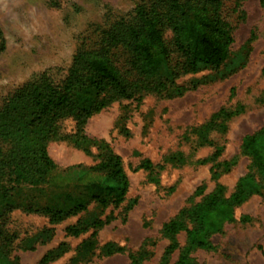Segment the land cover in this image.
Returning a JSON list of instances; mask_svg holds the SVG:
<instances>
[{
	"label": "rangeland",
	"instance_id": "rangeland-1",
	"mask_svg": "<svg viewBox=\"0 0 264 264\" xmlns=\"http://www.w3.org/2000/svg\"><path fill=\"white\" fill-rule=\"evenodd\" d=\"M151 0H0V108L5 100L33 79L51 74L56 81L63 80L74 57L88 48L99 35L115 22L133 16L137 8ZM237 0H226L234 7ZM244 21L233 14L231 22L236 30L230 58L242 52L251 31L258 35L251 45L247 65L225 80L211 79L205 71L181 78L179 86L194 80L201 81L195 91L174 99L147 96L142 101L112 103L101 113L89 119L85 135L104 141L123 160L129 177L127 200L120 206L103 210L94 200L104 178L90 173L99 160L77 149L70 141H55L48 145L50 157L57 168L46 184L32 187L16 186L7 179L0 181V193L12 188L11 198L4 201L0 195V261L9 264H37L48 252L65 245V254L51 264H130L129 253L142 249L144 264H159L169 245L161 239L162 226L184 207L200 202L216 187L211 181L213 163L200 166L169 165L160 175V186L149 182L148 173L136 172L143 159L158 164L172 152L191 150L192 143L183 139L188 127L207 122L220 109L235 110L243 106V114L233 118L224 134L214 133L215 145L224 147L217 163L231 161L239 156L242 139L264 126V0H246ZM64 134L74 130V122L62 123ZM93 154H98L96 147ZM215 147H204L194 155V161L211 157ZM250 165L247 157H239L236 167L224 174L219 183L231 194L238 180ZM223 169H220V172ZM205 187L203 196H195L199 187ZM85 205L86 209L61 223H51L47 209L69 211ZM12 208L6 212L5 207ZM132 206L129 211L128 208ZM30 210V211H29ZM33 211V212H31ZM244 216L250 222L243 223ZM111 218L99 231V248L113 243L126 250L111 257L77 258L78 249L93 231L75 238L67 229L79 222ZM182 246L186 234L179 236ZM147 245L143 248V244ZM215 249L197 251L198 264H264V194L255 196L235 211V220L225 225L221 234L212 238ZM179 254L172 258L176 263Z\"/></svg>",
	"mask_w": 264,
	"mask_h": 264
},
{
	"label": "trees",
	"instance_id": "trees-1",
	"mask_svg": "<svg viewBox=\"0 0 264 264\" xmlns=\"http://www.w3.org/2000/svg\"><path fill=\"white\" fill-rule=\"evenodd\" d=\"M244 1L237 0L234 7L229 8L226 0H151L140 5L133 16L115 22L103 31L90 47L79 51L63 80L56 81L51 74L44 73L18 89L0 108V181L7 179L16 186L46 184L57 168L47 147L52 142L67 140L99 160L90 173L104 178L95 189L107 190L108 194H97L93 200L103 210L122 205L130 189L123 160L104 141L85 135L89 119L114 102H140L147 96L182 97L202 84L194 80L187 86H179L177 82L188 75L211 71V79L225 80L244 68L251 45L258 38L253 29L242 52L230 58L236 30L231 17L235 13L238 22L245 20ZM2 48L0 44V50ZM244 111L243 106L235 110L220 109L204 124L185 130L183 139L192 143L188 153L172 152L158 164L143 159L136 167V172L148 173L149 182L160 186V175L169 165L214 164L211 181L216 183L215 189L200 202L181 209L162 226L161 239L167 240L169 245L159 264H172L176 253L179 256L174 264H198L194 254L215 249L212 238L235 220L236 209L264 194V126L242 139L239 156L217 163L224 147L214 144L212 134L226 133L231 120ZM69 119L74 122V130L64 134L62 123ZM94 147L98 150L96 155L92 151ZM204 147H215V151L211 157L195 162V153ZM239 157H247L250 165L228 195L225 186L218 181L237 166ZM14 188L5 187L0 193L1 198L8 201ZM204 193L205 187H199L195 196ZM85 209L82 204L69 211L47 209L46 214L51 223L57 224ZM131 209L132 206L128 208ZM5 211L10 212L12 208L7 205ZM250 220L244 216L241 221L248 223ZM110 221L111 218H96L67 229V234L75 238L93 231L78 249L74 262L95 256L97 250L99 257L126 252L113 243L101 248L97 246L99 231ZM183 233L186 234L184 246L179 241ZM146 245L147 242L142 247ZM65 252L63 244L48 252L37 264H51ZM129 259L130 264H144L142 249L130 252ZM0 264L9 263L0 261Z\"/></svg>",
	"mask_w": 264,
	"mask_h": 264
}]
</instances>
